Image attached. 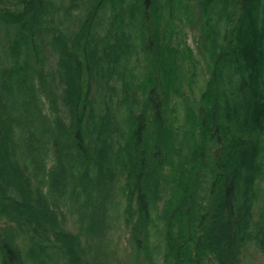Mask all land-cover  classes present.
Here are the masks:
<instances>
[{
    "label": "trees",
    "instance_id": "obj_1",
    "mask_svg": "<svg viewBox=\"0 0 264 264\" xmlns=\"http://www.w3.org/2000/svg\"><path fill=\"white\" fill-rule=\"evenodd\" d=\"M249 245L264 0H0V264H241Z\"/></svg>",
    "mask_w": 264,
    "mask_h": 264
},
{
    "label": "rangeland",
    "instance_id": "obj_2",
    "mask_svg": "<svg viewBox=\"0 0 264 264\" xmlns=\"http://www.w3.org/2000/svg\"><path fill=\"white\" fill-rule=\"evenodd\" d=\"M192 35L194 34L191 31L188 37V42L193 47ZM122 238L124 240V236ZM115 257L119 258L118 262H122L124 264H134L131 259L129 260L128 252H118ZM115 264L117 263L115 262ZM241 264H264V255L257 251L252 245H249L244 252Z\"/></svg>",
    "mask_w": 264,
    "mask_h": 264
}]
</instances>
